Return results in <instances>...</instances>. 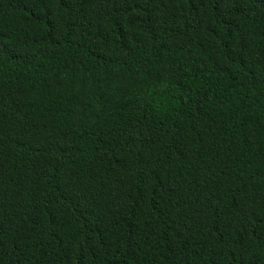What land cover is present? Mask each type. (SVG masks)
Returning a JSON list of instances; mask_svg holds the SVG:
<instances>
[{
	"label": "trees",
	"instance_id": "16d2710c",
	"mask_svg": "<svg viewBox=\"0 0 264 264\" xmlns=\"http://www.w3.org/2000/svg\"><path fill=\"white\" fill-rule=\"evenodd\" d=\"M0 264H264V0H0Z\"/></svg>",
	"mask_w": 264,
	"mask_h": 264
}]
</instances>
